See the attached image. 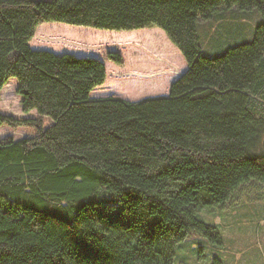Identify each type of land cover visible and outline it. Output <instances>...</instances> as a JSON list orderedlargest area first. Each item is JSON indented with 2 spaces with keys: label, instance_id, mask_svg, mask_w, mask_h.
I'll return each instance as SVG.
<instances>
[{
  "label": "trees",
  "instance_id": "obj_1",
  "mask_svg": "<svg viewBox=\"0 0 264 264\" xmlns=\"http://www.w3.org/2000/svg\"><path fill=\"white\" fill-rule=\"evenodd\" d=\"M232 11L252 25L211 32L225 40L204 54L200 25ZM55 23L160 28L189 69L169 97L94 98L100 60L30 47ZM11 79L38 117L0 114L33 134L0 141V264H175L191 232L222 244L202 211L264 182V0H0V95Z\"/></svg>",
  "mask_w": 264,
  "mask_h": 264
},
{
  "label": "rangeland",
  "instance_id": "obj_2",
  "mask_svg": "<svg viewBox=\"0 0 264 264\" xmlns=\"http://www.w3.org/2000/svg\"><path fill=\"white\" fill-rule=\"evenodd\" d=\"M241 22L248 21L232 11L201 24L199 33L203 53H211L223 46L225 36L217 39L214 34ZM252 23L247 24L251 26ZM234 28L236 30L232 32H237L238 27ZM250 29H242L247 40L253 39ZM240 36L242 34H233L232 40H239ZM30 47L56 55L72 54L100 60L107 78L103 86L94 91V98L113 97L135 103L148 98L169 97L173 84L189 69L181 51L165 31L157 27L107 31L60 23L43 24L37 28ZM108 51L119 52L124 64L120 66L108 60ZM17 85V81L11 79L2 89L0 114L15 119L38 117L35 110L23 112ZM7 137L16 141L33 137V134L31 129L24 127L1 126L0 141ZM240 185L231 192L224 207L210 212L204 210L199 215L205 222L219 226L222 244L214 245L205 240L190 246L189 239L201 238L191 232L188 241L177 252L175 264H264V182L251 179Z\"/></svg>",
  "mask_w": 264,
  "mask_h": 264
}]
</instances>
